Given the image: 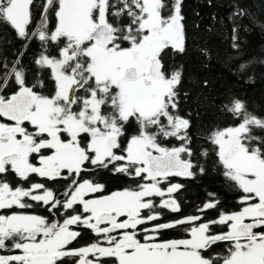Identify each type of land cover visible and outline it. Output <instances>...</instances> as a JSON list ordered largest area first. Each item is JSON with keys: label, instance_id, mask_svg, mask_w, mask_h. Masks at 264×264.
<instances>
[{"label": "snow or ice", "instance_id": "snow-or-ice-1", "mask_svg": "<svg viewBox=\"0 0 264 264\" xmlns=\"http://www.w3.org/2000/svg\"><path fill=\"white\" fill-rule=\"evenodd\" d=\"M183 6L43 0L33 28L34 0H0V24L21 42L0 57V264H264V115L235 93L208 96L207 78L184 87ZM230 8L238 53L256 21L242 0ZM250 63L231 70L254 82ZM208 109L235 122L201 132L210 147L197 152ZM210 153L236 206L208 192L182 215L180 181L204 176ZM109 175L129 184L111 190ZM84 231L94 239L77 247Z\"/></svg>", "mask_w": 264, "mask_h": 264}, {"label": "trees", "instance_id": "trees-1", "mask_svg": "<svg viewBox=\"0 0 264 264\" xmlns=\"http://www.w3.org/2000/svg\"><path fill=\"white\" fill-rule=\"evenodd\" d=\"M234 0H184L183 14L187 31L188 52L182 58L186 66L188 79L185 88H193V80L207 78L211 88L204 89L210 97H219L224 93H235L247 102L250 111L257 115H264V0H242L249 9L253 24L249 19L244 21L246 30L240 33L241 48L235 53L231 47V24L227 17ZM12 33V32H11ZM7 31H0V55H4L3 47ZM11 39L16 40L12 34ZM207 49L210 59L201 50ZM236 56L235 61L230 58ZM251 61L249 73L254 82H249L247 76L240 78L233 74L231 68L235 63ZM199 92L195 88L193 96ZM202 116L193 128L195 147L197 152L202 147H210L205 143L201 132L210 130L214 126L227 127L234 123L230 116H223L214 109L202 110ZM214 153L206 163L207 173L194 181H188L193 187L188 194L197 200L201 196V203L207 199L208 192H215L223 203L233 199L232 192L226 186L221 170L214 166ZM202 162L203 158H201ZM106 180L110 189L127 186L129 181L121 177L109 175ZM212 213L210 211L209 215Z\"/></svg>", "mask_w": 264, "mask_h": 264}, {"label": "flooded vegetation", "instance_id": "flooded-vegetation-1", "mask_svg": "<svg viewBox=\"0 0 264 264\" xmlns=\"http://www.w3.org/2000/svg\"><path fill=\"white\" fill-rule=\"evenodd\" d=\"M42 3H43V0H34L33 28L35 27L36 24L39 23L40 13H41V4ZM53 23H54V21H53ZM1 29H4V31H7V35H6V39L4 41V47H3L4 55H0V57H6L9 60H13V59H15V55L21 49V42L18 39H16V40L11 39V35L13 34L15 36V33L7 25L0 24V31H1ZM15 38H16V36H15ZM39 51H40L39 42L34 41L24 56V63L25 64H31L32 59L34 58V56H36L39 53ZM176 179L178 180L179 178H176ZM188 181H190V180L180 181L181 183H184L186 185L185 189H183L181 191V193L179 194L184 201L182 215L192 214L195 210V207L199 204H202L201 200H200L201 196L199 194L196 198L197 200H195V201L192 199V196H190L188 194L189 190L193 187L192 184L187 183ZM115 189L116 188L111 189V190H115ZM231 196L233 197V199L223 203L225 205V206H223L225 209H233L236 206V198H235L234 194L232 193ZM30 211H32V210H30ZM34 211H36L37 214H42V215L46 214V212L40 208L34 209ZM214 215H215V212H212L210 214V216H214ZM174 237H175V233H170L169 235L165 236L164 238L167 239V238H174ZM93 239H94V237L90 232L84 231L82 233V237L79 239V242L76 244V246L77 247L83 246L87 243H90Z\"/></svg>", "mask_w": 264, "mask_h": 264}]
</instances>
